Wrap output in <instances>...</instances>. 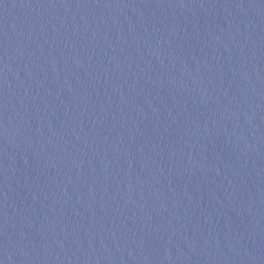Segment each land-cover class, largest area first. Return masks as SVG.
Segmentation results:
<instances>
[{"label": "water", "instance_id": "water-1", "mask_svg": "<svg viewBox=\"0 0 264 264\" xmlns=\"http://www.w3.org/2000/svg\"><path fill=\"white\" fill-rule=\"evenodd\" d=\"M0 264H264V0H0Z\"/></svg>", "mask_w": 264, "mask_h": 264}]
</instances>
